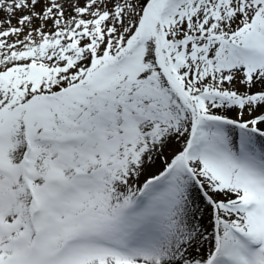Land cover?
Instances as JSON below:
<instances>
[{"label":"snow or ice","instance_id":"snow-or-ice-1","mask_svg":"<svg viewBox=\"0 0 264 264\" xmlns=\"http://www.w3.org/2000/svg\"><path fill=\"white\" fill-rule=\"evenodd\" d=\"M0 264H264V0H0Z\"/></svg>","mask_w":264,"mask_h":264}]
</instances>
